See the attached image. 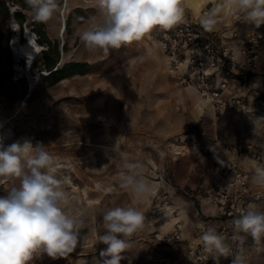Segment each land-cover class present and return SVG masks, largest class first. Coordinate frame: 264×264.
<instances>
[{
	"label": "rangeland",
	"instance_id": "obj_1",
	"mask_svg": "<svg viewBox=\"0 0 264 264\" xmlns=\"http://www.w3.org/2000/svg\"><path fill=\"white\" fill-rule=\"evenodd\" d=\"M190 1L181 0L184 20L201 22L205 7L224 5V0H200L196 7ZM95 3L60 0L55 16L38 23L25 0H0V135L8 129L6 145L22 137L44 144L61 164L56 176L65 181L71 212L83 220L81 242L73 252L56 259L38 253L29 264H96L106 247L98 243L103 213L125 205L144 212L146 226L132 236L120 264H215L198 243L201 225L225 235L247 264H264V239L257 243L246 235L242 245L231 239V221L246 205L243 200H257L229 199L232 213L226 214L228 205L223 210L215 199L230 176L224 172L226 162L238 158L232 150L238 138L264 148L252 133L254 114L231 105L214 119L209 98L169 70L160 44L165 30L154 29L141 41L111 50L107 58L88 52L79 34L98 17ZM218 15L213 29L231 45L257 29L234 5L222 6ZM14 22L21 39L27 27L43 47L29 73L16 68L23 60L8 45ZM56 68L63 69L58 80L49 77ZM262 99L258 96V103ZM257 112L264 116V110ZM125 160L142 165L139 171L153 189L150 196L138 198L120 187ZM250 160L249 155L239 158L240 166L254 175ZM18 185L19 179L0 177V196ZM254 205L261 210L262 204ZM220 264H231V257H222Z\"/></svg>",
	"mask_w": 264,
	"mask_h": 264
},
{
	"label": "clouds",
	"instance_id": "obj_2",
	"mask_svg": "<svg viewBox=\"0 0 264 264\" xmlns=\"http://www.w3.org/2000/svg\"><path fill=\"white\" fill-rule=\"evenodd\" d=\"M25 4L36 22L47 23L59 9L60 0H25ZM229 4L238 9L243 21L256 27L264 24V0H224V5L218 4L201 20L203 27L211 31L220 8ZM95 7L98 17L80 32L79 39L88 52L105 58L111 50L141 41L154 29H173L184 21L185 12L181 0H96ZM260 121L264 117H258ZM254 125L255 133L257 123ZM60 167L43 143L24 140L6 145L0 135V177L19 179L18 186L0 196V264H29L38 253L53 259L65 257L81 242L83 220L71 212L65 181L56 176ZM123 168L127 172L121 176L122 189H130L138 198L152 194L139 162L125 160ZM252 181L264 187V164H257ZM145 222L144 212L134 206H115L104 212V231L98 235V243L106 247L96 264H120L132 247V236L146 226ZM231 223L232 241L242 245L246 235L257 243L264 239V210L254 204L239 209ZM200 227L203 231L198 243L215 264H220L222 257H231V264H247L241 250L233 253L225 235Z\"/></svg>",
	"mask_w": 264,
	"mask_h": 264
},
{
	"label": "built area",
	"instance_id": "obj_3",
	"mask_svg": "<svg viewBox=\"0 0 264 264\" xmlns=\"http://www.w3.org/2000/svg\"><path fill=\"white\" fill-rule=\"evenodd\" d=\"M214 7H205L202 15L208 16ZM218 13L215 19L221 20ZM239 45L234 48L230 41L217 31L206 30L201 22L184 20L173 29L161 33L160 44L165 53L168 68L177 73L181 83L191 85L202 96H207L212 107V116L219 119L223 111L231 105L240 106L245 113L254 114L253 124L257 123L255 134L262 129L264 121L257 122L258 117H264L257 112L258 96H264V84L250 85L247 82L249 71L256 70L264 46V31L252 29L246 36L238 37ZM9 48L11 49L10 44ZM248 94L251 99L245 104L243 98ZM254 127L252 133H254ZM238 158L229 159L224 172L230 174L224 182L221 193L215 199L226 214L232 213V203L229 199H250L249 182L251 172L240 166L239 158L250 156L256 164H264V148H256L250 141L241 137L232 147ZM212 188V185H211ZM254 198L260 193L253 194ZM212 199V197H211ZM244 208L249 205V200ZM214 260L210 256V263Z\"/></svg>",
	"mask_w": 264,
	"mask_h": 264
},
{
	"label": "bare ground",
	"instance_id": "obj_4",
	"mask_svg": "<svg viewBox=\"0 0 264 264\" xmlns=\"http://www.w3.org/2000/svg\"><path fill=\"white\" fill-rule=\"evenodd\" d=\"M190 2L194 3V5L196 7H198L201 3L200 0H191ZM64 20H65L64 17L60 18V27L62 25L64 26ZM12 29H13V33H12L11 38L8 40V43L11 46V51H12L14 57L17 59L23 60V63L21 66H19V64H17V63L15 64V66H16V68L19 67V69L22 70L23 72L27 71L26 73H29L28 70L30 69L34 60L37 57H39L43 47L35 40L32 32L29 28L26 27V29L24 31L25 35L23 36V39L20 38V29H19V26L17 23H15V22L13 23ZM2 135H4V136L9 135L7 128L3 129ZM24 140H28V139L22 137L20 139V142H23Z\"/></svg>",
	"mask_w": 264,
	"mask_h": 264
},
{
	"label": "crops",
	"instance_id": "obj_5",
	"mask_svg": "<svg viewBox=\"0 0 264 264\" xmlns=\"http://www.w3.org/2000/svg\"><path fill=\"white\" fill-rule=\"evenodd\" d=\"M261 27H264V25H260L259 27H257V29H260ZM231 42H232V46L233 47H237L239 45V42H238L237 39H233V41H231ZM248 76L249 77H247V82L251 86L252 85L260 86L261 84H264V46H262L261 58L259 60L257 69L249 71ZM251 97H252V95L248 94L247 98L251 99ZM225 114H226V112H225ZM251 121L253 123L252 119H251ZM247 123H248V121H247ZM255 136H256V138H258L259 144L262 147H264V123H262V129ZM253 138H255V137H253ZM215 155L216 154H213V152H212V157H214ZM250 161H251V164H252V171H254L255 167L257 166V164L253 160H250ZM252 177H253V174L251 172V179H250V182H249V187H250V193L252 195L250 197H248V198L257 200V201H253L252 203L254 204V203L257 202V203L262 204L261 205V207H262L261 210H264V187H260V186H258L256 184H254L253 181H252ZM255 193H260V196L257 197V198H254L253 194H255Z\"/></svg>",
	"mask_w": 264,
	"mask_h": 264
},
{
	"label": "trees",
	"instance_id": "obj_6",
	"mask_svg": "<svg viewBox=\"0 0 264 264\" xmlns=\"http://www.w3.org/2000/svg\"><path fill=\"white\" fill-rule=\"evenodd\" d=\"M5 47H6V43H5ZM10 61V52L9 50H7L6 53V58H5V70L7 69V74H9V67H6L9 64ZM55 76V79L58 80L63 76V69H55L49 72V77H53ZM257 110L261 111L264 110V99H262L259 103H258V108Z\"/></svg>",
	"mask_w": 264,
	"mask_h": 264
}]
</instances>
